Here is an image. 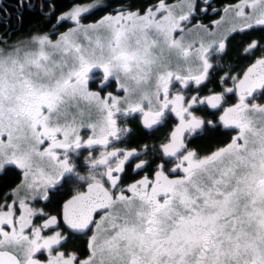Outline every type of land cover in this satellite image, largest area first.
<instances>
[{"label":"snow or ice","instance_id":"6c2138e0","mask_svg":"<svg viewBox=\"0 0 264 264\" xmlns=\"http://www.w3.org/2000/svg\"><path fill=\"white\" fill-rule=\"evenodd\" d=\"M14 7L40 20L19 35L0 6V264H264V35L224 61L264 0H230L219 40L213 0ZM133 120L168 131L132 148Z\"/></svg>","mask_w":264,"mask_h":264},{"label":"trees","instance_id":"16d2710c","mask_svg":"<svg viewBox=\"0 0 264 264\" xmlns=\"http://www.w3.org/2000/svg\"><path fill=\"white\" fill-rule=\"evenodd\" d=\"M179 0H170L171 3L178 2ZM113 6L116 5V0H112ZM135 7H143L146 5L148 0H129ZM230 0H213V6L217 9H221L218 13H212L211 10L207 13V15L203 16L202 23L209 24L218 18H220L224 13L222 11L223 7H225ZM232 3L238 2V0H231ZM12 4H15V0H3L2 5L6 6L11 12V24L13 25L14 29H19L18 34H25L29 31V29L36 25L37 22L40 20L39 15L36 11H30L25 10L24 16H23V26L18 27V22L16 19V12L13 9ZM57 5L59 6L60 10L64 9L68 5V0H57ZM10 6V7H8ZM104 13H97L96 16L90 17L89 20L86 22H93L95 19H98L99 16L103 15ZM43 26V25H42ZM234 38H231L228 43V50L227 54L224 56V61H226L228 64H231L234 68H236L237 71H241L245 69V67L249 64V61L243 58L237 57L236 53L237 50L240 47V42L242 40L248 41L250 39H257L261 35H264V33H261L259 31L251 32L248 35H241V34H233ZM215 84V81L212 84H209L208 87L211 88ZM207 94V93H205ZM171 126V123L169 124V127ZM129 127L133 129V134L128 139V145L132 148H139L144 143L152 144V143H159V138L162 137L165 132L168 131V128H160L158 130L153 129H145L142 126L139 125L138 121L133 120ZM223 132V130H221ZM227 135H222L220 133H216L211 139L209 138H197L192 141L193 146H199L201 148H207L211 145H216L224 140L227 139ZM195 144V145H194ZM18 172L16 170L9 171L6 175L0 176V188H9L14 186L16 182H18ZM70 186H65L64 189L61 190V194L57 195L54 198V201L52 204L49 205V208H54L56 205V202H63L64 199L67 198L68 194L70 193ZM43 201H41L39 204H36L35 206L41 207L43 205Z\"/></svg>","mask_w":264,"mask_h":264},{"label":"rangeland","instance_id":"374dc122","mask_svg":"<svg viewBox=\"0 0 264 264\" xmlns=\"http://www.w3.org/2000/svg\"><path fill=\"white\" fill-rule=\"evenodd\" d=\"M178 3H179V1L175 2L174 4H178ZM222 16H224L225 18H224V20L222 21V23L218 27L215 26V25H212V22L209 23V25L212 26V29L214 31V35L212 37H207L206 40H213V39L214 40H219L222 36L227 34L228 29L231 26V24L233 23V21L229 17L225 16V14H223ZM221 17L218 18L217 20H220ZM37 208H39V207H37Z\"/></svg>","mask_w":264,"mask_h":264},{"label":"flooded vegetation","instance_id":"af4514ba","mask_svg":"<svg viewBox=\"0 0 264 264\" xmlns=\"http://www.w3.org/2000/svg\"><path fill=\"white\" fill-rule=\"evenodd\" d=\"M14 5H15V4H12L11 7H13V9H14L15 12H16V9H15ZM0 6H2V7H6V6L2 5V4H0ZM8 7H10V6H8ZM64 10H66V8H64V9H62V10H60V11H64ZM58 14H59V13H58ZM89 23H91V22H89ZM12 26H13V25H12ZM19 27H20V25L18 24V27H17V28H19ZM12 29L15 30L14 27H12ZM63 30H65V29H61V31H63ZM25 34H26V33H25ZM19 35H21V34H19ZM222 130H223V129H222ZM223 131H224V130H223ZM227 139H228V137H227ZM227 139H226V140H227ZM226 140H224V141H226ZM224 141H223V142H224ZM194 145H195V144H194Z\"/></svg>","mask_w":264,"mask_h":264}]
</instances>
